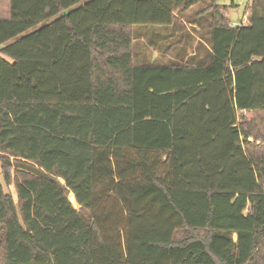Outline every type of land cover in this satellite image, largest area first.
Masks as SVG:
<instances>
[{"label":"trees","instance_id":"1","mask_svg":"<svg viewBox=\"0 0 264 264\" xmlns=\"http://www.w3.org/2000/svg\"><path fill=\"white\" fill-rule=\"evenodd\" d=\"M220 2L0 0V264H264V0ZM204 13L210 65L134 63Z\"/></svg>","mask_w":264,"mask_h":264},{"label":"rangeland","instance_id":"2","mask_svg":"<svg viewBox=\"0 0 264 264\" xmlns=\"http://www.w3.org/2000/svg\"><path fill=\"white\" fill-rule=\"evenodd\" d=\"M250 1L251 0H221L220 3L227 6H231L232 2L235 3L236 6L229 9L228 18L236 25H240L242 22H247L246 7ZM202 7L201 5L194 6L186 15L189 16L201 10ZM193 25L194 26L191 27L188 23L184 22V24L174 23L170 26H134L132 28V52L134 63L210 65L211 56L208 48V40H210L209 13H204L195 17ZM39 27L41 26L35 29ZM241 118H245L246 122L250 123H253L255 120L260 125L259 130L264 129V114H243ZM19 170L28 173L33 171L32 168H25L24 166H20ZM10 190L11 192L14 191L13 186H4V191L9 192ZM70 198L69 196V199ZM74 207L76 206L74 205Z\"/></svg>","mask_w":264,"mask_h":264},{"label":"crops","instance_id":"3","mask_svg":"<svg viewBox=\"0 0 264 264\" xmlns=\"http://www.w3.org/2000/svg\"><path fill=\"white\" fill-rule=\"evenodd\" d=\"M231 4H232L234 7L236 6L234 2H232ZM225 6H227V5H225ZM228 16H229V13H228ZM244 19H245V17H244ZM230 22H231V21H230ZM188 25L191 26V27L194 26L193 24H190V23H188ZM231 25H232V26H237V25H236L235 23H233V22H231Z\"/></svg>","mask_w":264,"mask_h":264}]
</instances>
